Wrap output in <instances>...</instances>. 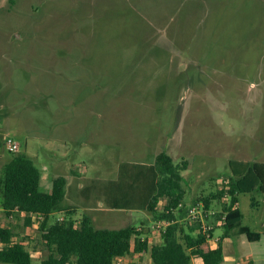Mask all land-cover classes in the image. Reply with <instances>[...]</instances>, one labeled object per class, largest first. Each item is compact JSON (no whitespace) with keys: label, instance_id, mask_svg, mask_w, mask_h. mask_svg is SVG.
<instances>
[{"label":"rangeland","instance_id":"obj_1","mask_svg":"<svg viewBox=\"0 0 264 264\" xmlns=\"http://www.w3.org/2000/svg\"><path fill=\"white\" fill-rule=\"evenodd\" d=\"M160 151L187 161L186 201L215 194L230 159L264 161V0H0V175L25 153L42 188L68 177L55 215L150 226ZM238 199L259 226L264 193ZM29 228L14 239L37 263Z\"/></svg>","mask_w":264,"mask_h":264},{"label":"trees","instance_id":"obj_2","mask_svg":"<svg viewBox=\"0 0 264 264\" xmlns=\"http://www.w3.org/2000/svg\"><path fill=\"white\" fill-rule=\"evenodd\" d=\"M154 161L158 176L143 207L150 212L153 221L162 218L170 221L160 232L159 243H149L147 237L140 236L143 225L139 228L132 224L119 228L96 227L89 215L74 216L73 208L66 209L61 217L55 216L54 210L65 195L66 177H53L50 189L46 190L41 187V172L33 159L25 153L14 154L2 166L0 207L6 214L25 212V223L29 227L33 225L30 216H35L43 255L37 263H32L31 251L23 241L14 239V225L9 228L0 225V263L116 264L117 257L131 250H148L152 264H190L192 256L200 257L203 264H220L223 259L220 243L215 247L209 245L198 224L181 218L183 209L172 210L179 202H187L181 174L187 161L175 162L165 151L158 152ZM228 164L226 190L230 204L223 201L224 187L211 196L190 201L201 200L206 208L221 209L216 212L218 216L226 213L221 224L223 235L242 218L238 206L231 207V203L238 202V195L253 191L264 193V161L230 159ZM161 200L164 204L159 205ZM128 206L130 203L123 206L116 203L113 207ZM151 225L148 229H152ZM244 230L250 239L253 238L248 228Z\"/></svg>","mask_w":264,"mask_h":264},{"label":"crops","instance_id":"obj_3","mask_svg":"<svg viewBox=\"0 0 264 264\" xmlns=\"http://www.w3.org/2000/svg\"><path fill=\"white\" fill-rule=\"evenodd\" d=\"M7 162V161H6ZM1 163V162H0ZM1 165V164H0ZM4 165V163H3ZM2 165V166H3ZM1 166V168H2ZM64 176V175H63ZM66 177V176H65ZM46 180L45 175H41L40 183L43 184ZM68 184V177H66V185H65V195L63 200L66 196V187ZM47 189H50L47 188ZM164 201V200H163ZM187 202H190L187 200ZM130 203V198L125 199L122 201L121 206L127 205ZM132 203V201H131ZM160 203V202H159ZM116 202L111 203V207H113ZM238 208L242 214V218L240 221L230 226L227 230V234L223 235V227L217 226L221 229L219 233H215V229L212 231L214 236H218L219 239L216 244H212V247H215L220 243L223 251V259L220 264H264V218L261 220V224L259 226L255 225V222H244V215L240 209V202L238 199ZM75 207H65L64 210ZM120 210H124L123 207H118ZM63 214H58L55 216H62ZM0 217L3 218V221L0 225L3 227H12L19 222L24 227L26 226L25 219L26 213L25 212H18V213H11L6 214L2 208L0 207ZM31 221L33 222L32 227L30 226V233L32 235L36 231L37 223L35 220V216H30ZM153 223V221H151ZM16 223V224H15ZM143 233H141V237H147L149 243H159L161 238L160 234L154 232L153 229H148L149 226L143 225ZM29 227V226H28ZM138 228L140 226H137ZM216 227V228H217ZM248 228V230L253 233V238H249L244 228ZM258 233V236H256ZM216 234V235H215ZM209 244V243H208ZM210 245V244H209ZM42 250V247L40 248ZM116 264H152L151 256L148 250H131L129 253L117 257ZM190 264H203V261L198 256H192L190 260Z\"/></svg>","mask_w":264,"mask_h":264},{"label":"built area","instance_id":"obj_4","mask_svg":"<svg viewBox=\"0 0 264 264\" xmlns=\"http://www.w3.org/2000/svg\"><path fill=\"white\" fill-rule=\"evenodd\" d=\"M3 144L10 152H16L19 148V143L11 136L3 135ZM220 181L223 183L225 191L223 195V201L226 204H230L229 193L226 190L228 188V177L221 176ZM238 205V202L231 203V207L234 208ZM183 209V215L181 218L188 220L191 223H196L199 226V230L205 235L206 242L210 245L216 244L219 237L210 233V230H214L217 226L223 223L225 218V212L220 216L216 215V212H220L221 209L206 208L203 201L198 200L196 202H179L173 211ZM179 219V218H178ZM170 223L168 219H156L153 221L151 227L160 232Z\"/></svg>","mask_w":264,"mask_h":264}]
</instances>
